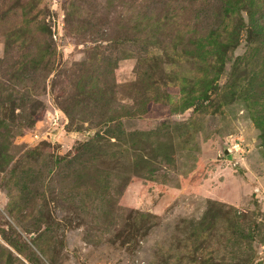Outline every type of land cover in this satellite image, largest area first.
<instances>
[{"label":"rangeland","instance_id":"374dc122","mask_svg":"<svg viewBox=\"0 0 264 264\" xmlns=\"http://www.w3.org/2000/svg\"><path fill=\"white\" fill-rule=\"evenodd\" d=\"M0 264H264V0H0Z\"/></svg>","mask_w":264,"mask_h":264},{"label":"trees","instance_id":"16d2710c","mask_svg":"<svg viewBox=\"0 0 264 264\" xmlns=\"http://www.w3.org/2000/svg\"><path fill=\"white\" fill-rule=\"evenodd\" d=\"M216 17H221V15H218V16H216ZM257 29H259V28L257 27Z\"/></svg>","mask_w":264,"mask_h":264},{"label":"built area","instance_id":"2783aa9c","mask_svg":"<svg viewBox=\"0 0 264 264\" xmlns=\"http://www.w3.org/2000/svg\"><path fill=\"white\" fill-rule=\"evenodd\" d=\"M37 138V137H36Z\"/></svg>","mask_w":264,"mask_h":264}]
</instances>
